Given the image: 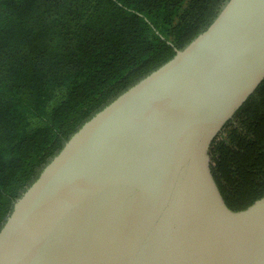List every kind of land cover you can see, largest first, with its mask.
<instances>
[{"label": "water", "instance_id": "obj_1", "mask_svg": "<svg viewBox=\"0 0 264 264\" xmlns=\"http://www.w3.org/2000/svg\"><path fill=\"white\" fill-rule=\"evenodd\" d=\"M263 79L264 0H227L43 167L0 228V264H264V194L232 209L210 156Z\"/></svg>", "mask_w": 264, "mask_h": 264}, {"label": "trees", "instance_id": "obj_2", "mask_svg": "<svg viewBox=\"0 0 264 264\" xmlns=\"http://www.w3.org/2000/svg\"><path fill=\"white\" fill-rule=\"evenodd\" d=\"M227 0H0V228L96 112L158 68ZM232 209L264 194V79L210 144Z\"/></svg>", "mask_w": 264, "mask_h": 264}]
</instances>
